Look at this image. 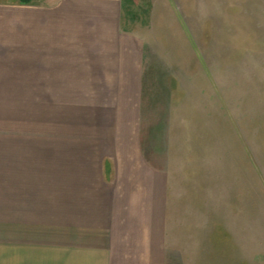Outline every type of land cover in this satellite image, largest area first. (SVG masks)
Returning <instances> with one entry per match:
<instances>
[{
    "label": "rangeland",
    "instance_id": "obj_1",
    "mask_svg": "<svg viewBox=\"0 0 264 264\" xmlns=\"http://www.w3.org/2000/svg\"><path fill=\"white\" fill-rule=\"evenodd\" d=\"M122 2L123 30L146 44L133 139L145 154L132 157L167 174L170 264H264V0ZM39 70L10 76L21 152L69 147L64 76Z\"/></svg>",
    "mask_w": 264,
    "mask_h": 264
},
{
    "label": "crops",
    "instance_id": "obj_2",
    "mask_svg": "<svg viewBox=\"0 0 264 264\" xmlns=\"http://www.w3.org/2000/svg\"><path fill=\"white\" fill-rule=\"evenodd\" d=\"M122 15V0H0V264H170L167 174L133 158L146 44ZM33 68L64 76L69 147L10 146V76Z\"/></svg>",
    "mask_w": 264,
    "mask_h": 264
},
{
    "label": "trees",
    "instance_id": "obj_3",
    "mask_svg": "<svg viewBox=\"0 0 264 264\" xmlns=\"http://www.w3.org/2000/svg\"><path fill=\"white\" fill-rule=\"evenodd\" d=\"M23 1H25L27 3V2H30L31 0H23Z\"/></svg>",
    "mask_w": 264,
    "mask_h": 264
}]
</instances>
